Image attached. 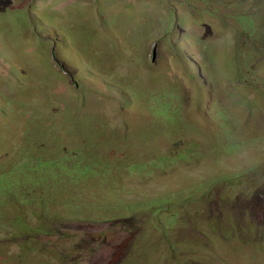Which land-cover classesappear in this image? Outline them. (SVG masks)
I'll return each instance as SVG.
<instances>
[{"label": "rangeland", "instance_id": "rangeland-1", "mask_svg": "<svg viewBox=\"0 0 264 264\" xmlns=\"http://www.w3.org/2000/svg\"><path fill=\"white\" fill-rule=\"evenodd\" d=\"M0 264H264V0H0Z\"/></svg>", "mask_w": 264, "mask_h": 264}, {"label": "trees", "instance_id": "trees-1", "mask_svg": "<svg viewBox=\"0 0 264 264\" xmlns=\"http://www.w3.org/2000/svg\"><path fill=\"white\" fill-rule=\"evenodd\" d=\"M55 153V156H53L52 158H48L47 157V159L48 160H51V161H55V160H57L59 157H61V156H63V155H70V154H72L73 155V158L75 159V162H74V165L76 164V163H78L79 161H80V159L82 160V158L80 157V152H77V153H75V152H64V151H61V152H54ZM71 160L70 159H68V160H65V161H63L61 164H60V166L59 167H57V168H47V171L48 170H56V169H58L59 170V172H60V174H63V173H66V174H68L69 176H71V175H73L74 173H77L75 170H73V166L71 165ZM91 175V171L89 170V169H87V170H85V176H90ZM42 200V199H41ZM66 205H70L69 204V202H67L66 203ZM76 205H78V203H76ZM26 227V225L25 226H23V227H21V229H20V227H16L15 229L17 230L16 232H22L21 230H23L24 228ZM14 235H22L21 233H15Z\"/></svg>", "mask_w": 264, "mask_h": 264}]
</instances>
